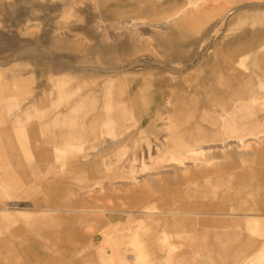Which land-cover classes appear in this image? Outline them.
<instances>
[{
    "label": "rangeland",
    "instance_id": "rangeland-1",
    "mask_svg": "<svg viewBox=\"0 0 264 264\" xmlns=\"http://www.w3.org/2000/svg\"><path fill=\"white\" fill-rule=\"evenodd\" d=\"M200 1L204 6L215 3ZM243 2L230 6L213 37L201 41L194 34L190 41L182 43L185 51L182 64L171 57L166 32L138 27L139 41H132L126 30L115 27V23L131 18L130 13H101L90 0H0V92L5 87L4 80L12 78L13 113L20 114L21 108L30 109L33 98H37L35 101H41L40 111L30 118L31 122H38L41 117L68 115L71 105L92 91L99 95L96 105L100 110L105 99L100 93L110 80L124 78L132 95L143 86V80L149 83L143 90L144 106L133 110V119L122 125H101L93 134H86V127H82L77 136L71 135L70 125L60 126L68 130V146L64 150L53 147L62 141L50 142L40 133L37 135L39 151L68 158L83 168L92 167V174L79 176L90 182L103 181V190L91 192L88 197L82 196L77 182L71 180V193L77 194L71 196V201L80 197L85 202L75 209L80 212L99 209L103 213L86 215V224H75L89 235L84 246H71V230H61L59 240L63 243L54 247L58 256L65 259L57 264H160L161 250L168 244L172 253L177 251L186 256L179 264H264V221L260 218L264 216V188L260 186L264 176V121H259L264 119V74L242 79L249 84L221 82L220 97H231L225 100H214L212 96L209 100H184L185 95L179 93L181 85L186 94L198 87L194 72L207 58L211 44L225 34L230 14L232 18L252 13L253 20L249 30L242 27L235 31L249 36L229 38L231 43H264V18L257 13L264 0ZM197 8L193 5L188 11L195 12ZM254 13L257 14L253 16ZM111 18L117 19L116 22ZM155 18L172 26L166 20L167 14ZM206 18L210 24L220 20L212 13L206 14ZM142 31L147 32L146 36L141 35ZM118 34L128 48L110 50L101 54V58L90 53L102 40L111 48ZM210 63L206 76L212 70ZM103 70L108 73L90 74ZM159 75L165 85L156 84ZM232 88L245 93L228 95ZM199 91L212 92L206 86ZM201 106L204 117L219 118L221 131L213 134L205 126L207 132H188V140L183 143L187 147L160 149L170 134L167 128L170 118L165 112L175 110L172 119L180 125L185 118L178 116L179 109H187L195 116ZM81 118L78 121L84 124ZM151 123L158 131L150 133L145 141L140 139L141 142L127 147L121 139L112 141V136L119 134L118 129L135 128V124L147 127ZM94 147L98 149L93 150ZM81 155L89 158L82 161L77 157ZM133 159L134 164H130ZM111 162L124 166L125 172L139 174L119 176L110 171L116 164L107 167ZM28 170L35 171L30 167ZM11 178L12 189L0 177V203L9 204L7 208L15 213L17 206L12 203L23 182L19 176ZM110 181L115 183V190L109 187ZM29 203H20V208ZM169 222V228L164 230ZM162 230L169 233L166 238ZM129 233L140 235L136 238L138 243H151L148 260L126 259L130 253L138 254L126 244L131 240ZM71 249L81 262H73ZM114 250L123 260L111 256ZM100 252L105 259H100Z\"/></svg>",
    "mask_w": 264,
    "mask_h": 264
},
{
    "label": "crops",
    "instance_id": "crops-1",
    "mask_svg": "<svg viewBox=\"0 0 264 264\" xmlns=\"http://www.w3.org/2000/svg\"><path fill=\"white\" fill-rule=\"evenodd\" d=\"M90 1L94 3L95 9L101 13H130L131 18L125 19V21L120 23H115L114 25L115 27L118 26V28L126 30L130 34L132 41L134 39L139 41L136 37L139 34L138 27H151L166 32L167 41L170 44L168 49L172 55L171 57L175 62L182 64L184 61L183 54L185 52L182 43L190 41L194 34L200 36L201 41L206 37H213L217 25L221 24L222 19L226 16L225 13L232 8L230 6L245 4L243 2L244 0H239V2L237 0H214L215 3L211 6L200 4V0H187L185 3L182 0ZM193 5L198 8L195 12H189V8H192ZM263 6V4L258 6L260 12L258 11L257 13H261L260 15L264 18ZM208 13L220 17V20L215 24H210L208 18H206V14ZM257 13H254L253 16ZM159 14H167L166 20L169 19L172 22V26L168 27V21L164 19L156 20L155 17ZM251 15L252 13L243 15L242 17L237 16L231 18L230 14L227 17L228 21L225 24V34L220 37L219 41L215 40L211 44L207 58L199 63V67L194 72L195 82H199L198 87L195 90L193 89L194 92L186 94V91L181 85L179 93L185 95L184 100H209L210 96L214 100H225L231 97H220L219 85L221 82H224V84H249V81L244 82L242 79L258 76L261 73L264 74V43L235 44L229 40V38L236 36L243 37L248 35L246 32L236 33L235 31L242 27L244 29L246 27L247 29L248 27L251 28L253 22ZM111 20L116 22L115 20L117 19L111 18ZM146 34V31L141 32L143 36H146ZM262 35L264 36V33ZM121 36V34H118L113 40L111 48H107V43L105 44V41L103 42L102 40L100 44L90 49V53L97 54L101 58V54L103 55L110 50L128 48L127 42L122 40ZM158 46H162V44ZM209 63L212 70L206 76V66ZM52 66L53 68H57L55 65ZM63 67L67 68L68 65H63ZM106 72L108 73V71L103 70L90 74L92 76H98ZM220 78L227 81H220ZM239 78L241 80L237 82L236 79ZM5 80V87L0 92V177L3 176V179L10 189H12L11 181L13 180L11 176H19L23 185H20L21 190L15 202L12 203L17 206L15 213L9 211L7 208L9 204L3 205L0 203V264H57L60 260L65 259L58 256L54 247L63 243L59 240L62 234L61 230H71V246L75 244L84 246L89 241V235L84 234L75 224L77 222L86 224V215H100L103 213L99 209L95 211L82 210L81 212L75 209L78 205H85V202L80 197L71 201V196L77 195L73 192L71 193V180L77 182L78 190L82 191L81 195L88 197L91 196V192L97 191L98 193L103 190V181L97 180L90 182L82 178V176H79L81 173H84V175L92 174L94 170L92 167L83 168L78 165V162H71L68 158L39 151L38 144L40 143V139L37 138V135L40 133L46 138L45 140H50V142H55L56 139L62 141L61 143H54L53 147L56 150H64L68 146L66 142L69 136L68 130H64L60 126L70 125L71 135L77 136L82 133V127L87 128L84 129L86 134H93L101 125L104 127L122 125L126 120L133 119V110H138L144 106L145 99L143 90L149 83L148 80H143V86L139 87L132 95L130 92L131 89L127 91L125 85L126 80L124 78L110 80L101 90L100 94L102 96L104 94L105 99L100 110V107L98 108L96 105L99 95L96 91H92L85 98L71 105V112L68 115L57 114L51 119L41 117L38 122L33 123L30 121V118L40 111L41 101H35L37 98H33L34 104L30 109L21 108L20 114L13 113V92L11 88L13 79L7 78ZM156 84H166L162 75L156 77ZM204 86L211 88L212 92H200L199 90H203ZM244 93L237 92L235 88L227 92L228 95H232L233 97L240 96V94ZM189 95L190 97H188ZM233 99H236V97ZM154 102L155 104L157 103L156 100ZM203 107L201 106V108L195 111V116L192 113L190 114L187 109H179L180 114L178 116L185 118L180 125L175 124V120L172 119L175 115L173 114L175 110L171 111L168 109L165 114L167 115V119L170 118L168 119L169 124L167 127L170 130V134L165 138V143L159 148L172 149L187 147L183 143L188 140V132H207L205 126L209 127L208 131L211 133H219L221 131L219 118L210 120L204 117L201 111ZM80 116L84 118V124L78 121L81 118ZM259 121H264V119ZM136 125H134L135 128L116 130L119 134H114L112 141L121 139L123 146L127 147L131 143L141 142L140 139H143V141L147 140L150 133L158 131L154 123H151L147 127H136ZM28 148L30 150L29 152ZM95 149H98V147L93 148V150ZM149 149L151 147L148 145L147 150ZM28 156L31 157L30 160H28ZM77 157L85 161L89 158V155ZM134 160L130 164H134ZM116 163L111 162L106 165L107 167H111ZM55 165L62 166V169H59ZM65 166L66 170H63ZM29 167L34 168L35 171L30 173L28 170ZM123 169L124 166H117L116 164L113 168H110V171L119 173V176L131 177L139 174L125 172ZM261 177L263 180H261L260 186L264 188V176ZM119 178L124 180V177ZM121 183L124 184L123 181ZM108 185L115 190V183L110 181ZM22 202H26V204L28 202L30 203L23 209L20 208V203ZM263 217L261 216L260 218L264 221ZM168 225L170 226V222L167 225L165 223L163 229L166 230L169 228ZM168 234V232L163 231V238H166ZM138 236L140 235L129 233L128 237L131 240L126 242L128 246L130 245L131 250L138 253L137 255L130 253L129 256H126V259H130L133 262L148 260L152 250L151 243L147 242L145 245L138 243L136 241ZM166 241L167 239H164L163 242L166 243ZM42 249L50 252L44 253ZM161 253L159 259L160 264H179L182 260L187 259L186 256L177 251L176 253H172L171 244L163 247ZM71 254H73V262H81V259L75 256V250L71 249ZM110 254L116 259H121L117 250H114ZM141 254L143 255L141 256ZM99 255L100 259H105L104 254L100 252ZM86 262L89 263L90 260Z\"/></svg>",
    "mask_w": 264,
    "mask_h": 264
}]
</instances>
